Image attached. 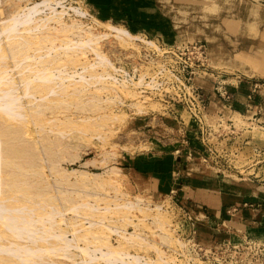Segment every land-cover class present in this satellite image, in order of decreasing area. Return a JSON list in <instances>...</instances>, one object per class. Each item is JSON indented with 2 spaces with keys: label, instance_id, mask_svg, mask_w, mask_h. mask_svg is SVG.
<instances>
[{
  "label": "rangeland",
  "instance_id": "374dc122",
  "mask_svg": "<svg viewBox=\"0 0 264 264\" xmlns=\"http://www.w3.org/2000/svg\"><path fill=\"white\" fill-rule=\"evenodd\" d=\"M44 1L46 0H0V31L2 29L3 32L6 31L2 25H5L6 20H12L9 18H14V14L24 13L27 16L29 10L26 6L30 7L37 2ZM50 1H52L50 5L46 7L42 4L40 12H34L27 24L20 26L22 29H29L27 32H32L31 35L36 32L39 35L41 31H44V34L46 32L48 35H52L53 37L48 38V41L37 40L39 36L35 37V34L32 40L36 44L33 41L23 40L30 45L22 44L21 46V42L16 43L22 40L20 37L14 35L15 41L14 38H11L12 33L10 32L11 42L3 32H0L3 33L0 35V45L1 50L4 51L1 55L5 65L1 63L7 69L5 74L3 72L5 68L2 69L3 71L0 70L4 75L7 74L6 79L1 81L4 83L6 80L5 84L14 82L11 85L14 86L12 94L18 98L17 104L3 106H6V111L5 108H0V138H2L0 140L3 141V144H0L2 146H0L2 155H0V164H2L0 165L2 168L0 174L12 175L10 180L14 179L16 184L20 185L19 189L17 187L16 194H13L15 193L13 189L5 188L6 184L2 186L1 183L0 189H9V194L1 189L8 194L3 202L5 206L39 208L37 213L30 212L28 214V216L32 214L30 217L35 221L34 223L37 225L35 227L42 230L44 225H54L56 234L61 233L63 237L67 236L68 247L73 244L76 248L71 245V248L62 250L59 243L57 244L58 240L48 239V237L46 239L42 235H32L33 239L28 236L23 239L22 236L20 243L34 242L33 245L31 243V246L26 247L27 249L34 247V253L32 250H26L20 244L21 247L19 245L13 247L19 251L17 252L15 249L9 248L12 247L10 244L8 253H3L5 259L18 263L23 261V264H65L60 257L62 253L70 255L71 261L69 260L70 262L66 264H123L120 260L106 262L98 259L97 263L85 261L82 253L77 249L78 246L86 245L85 236L89 234L90 230L84 228L85 225L90 226V221H94V219L103 220L105 218L107 221L110 218L115 226L119 225L127 232H135V236L140 233L138 238L143 236L142 239L135 236L136 239H132L124 231L116 232L113 231L114 229H111L112 231L108 229L101 236L107 238L109 236L110 243L118 245L120 242H124L126 246L122 250L141 257L140 264L149 262L174 264L171 250L178 243L170 242L166 237L160 236L164 234L160 231V227L154 223V216L158 217V212L156 213L157 210L154 208L160 205L162 209L160 212L171 223V226L169 225L171 235L177 238L172 233L173 224L179 222L186 225L180 207L187 206L192 209L195 208V205L190 203L191 199L184 194L183 190H176L177 192L171 194V189L181 188L186 183V179L191 176L198 175L205 178L214 173L220 177L209 179L208 183L221 185L224 189H228L229 194H233L230 190L233 188L232 185H239L244 186L248 191L245 196L246 194L251 195L252 190L253 197L251 198L254 199L256 196L255 200L256 198L264 199V100L262 102L263 110L258 111L257 115L233 114L230 116L229 113L219 111L223 99L216 89L217 82L227 80L231 84L229 86L233 87L235 86L233 84L242 77L237 76L239 72L235 74V61L229 64L228 68L213 62L209 44L203 39L206 23L205 13L222 12L225 14L223 17L234 18L233 14H236L237 9L241 8L246 13L251 8L264 7V0H155V4L163 12L164 17L174 20L172 24L165 21L166 25L149 20L133 21L129 20L130 16L126 18L122 14L119 15V18L121 17L123 20L118 21L117 19L118 22L111 19L102 20V15L100 16L98 9L92 5L90 0ZM62 5H65L67 9V12L63 14V19L68 25H73L76 20L78 24H81V32L85 28L92 29V32L98 35L99 33L109 34L104 37V43L102 41L99 49L102 53L107 54L105 56L108 60L119 69L115 73L118 79L128 81L130 86L109 91V88L106 90L105 87L100 86L101 84L93 82H86L85 85L78 83L76 86L73 84L69 87L66 85L68 81L64 80V86L68 87L65 91L66 87L61 86L63 85L61 82L63 79L60 80L61 74L69 76L74 72H81L83 66L94 62L97 55L86 49H78L79 51L67 52L69 56H66L65 49L70 48L69 45L73 48L74 42L80 39L78 38L79 34L77 35L79 31H75L77 36L74 33H67L69 34L68 38L66 36L61 38L59 37L61 35H57L59 34L57 32L61 30L59 22L53 20L41 24L43 18L49 16V13L51 15L55 8L61 10ZM149 14L151 15V13ZM133 22L139 24V28L156 30L145 31V29L137 28L138 26L134 28ZM43 24L49 25L46 27ZM41 25L46 30L44 28L41 30ZM167 27L172 29L169 31L172 34L168 33L172 40H169L165 34L166 30L168 32ZM174 28L181 31L172 38L171 35H175ZM36 29L41 31H36ZM121 29L129 31L131 36L120 32ZM117 34L123 35L124 40H119L121 37H117ZM69 38L71 42L67 40ZM175 39L177 41L173 42ZM64 40L70 42V44L66 42L67 47L63 44ZM146 40L156 42L158 47L147 43ZM14 44H18V46L20 44L19 48ZM194 44H204L207 54L204 64L197 61L199 56L194 52ZM17 48L22 50V52L20 50L21 54ZM262 56H264V52L257 56L259 62L255 61L254 66L258 67L257 63L262 65L264 62ZM45 58L49 60L47 61ZM42 59H45L46 63H42L41 61H45ZM44 65L51 69L49 71L53 72V79L56 78L57 83L60 81L61 85L59 86L64 89L62 90L56 85V90L50 93L48 98L44 97L47 91L35 92V95L32 91L27 93L30 92L28 90H31V86L26 84L27 78L28 82L29 80L33 81L32 77L35 73L34 79H36L39 76L36 75L39 72H36L40 70L39 74H41ZM190 65L193 66V69ZM99 68L95 71V76L103 70L102 67ZM192 70L194 73H191ZM61 71L69 72V74H64ZM258 73L264 76V71L261 69L258 70ZM3 74L0 76L1 79ZM90 74L91 72H86L88 77ZM174 74L188 79L190 84L199 87L205 95L209 121L204 126L203 132L196 128V122L187 107L173 99L176 92L171 84ZM247 74L248 76L252 75L250 72ZM141 76L145 78V82L142 85L134 86V81H138ZM74 77L76 80L79 79L78 74ZM153 79L158 80L161 86L154 87L153 84L151 86ZM33 83V86L38 84ZM33 86L32 89H34ZM74 86L77 89L80 88V91L75 89V92ZM257 88L264 94V85H259ZM20 104L21 107H19ZM8 111L11 115L17 112L16 117L11 116L7 113ZM115 115L119 117L116 116V118ZM110 118L112 119L110 120ZM113 121L116 122L113 123ZM112 124L117 127L114 128ZM130 136H133L134 141H128ZM202 139L212 142L214 154L204 150ZM165 158L173 160L174 165L171 170L168 168L170 172L167 177V185H158L157 178L146 173L156 165L158 169H167L166 165H162L164 163L162 160ZM204 158H207V161ZM4 159L11 162L9 163L8 160L5 162ZM217 159L219 163L216 164L215 160ZM136 162L137 167H134ZM15 181L12 180V184ZM11 195L16 196L13 198ZM130 201L134 203L139 201L141 209L129 207ZM116 204L118 205L117 209L115 208ZM121 204L127 205L126 207L130 209L125 206L124 208ZM108 207L112 210H109ZM107 210L109 211L106 212ZM124 216L128 218L127 220H131L129 221L131 224L122 220ZM196 218L199 222V219L205 218V215L202 213L199 217L197 213ZM162 219L159 220L162 221ZM137 221V224H133ZM112 222L110 224L114 225ZM75 225L81 229H76ZM211 227L216 233L212 240L224 239L221 243L230 244L229 251L225 259L222 260L223 264H264V231L258 234L249 232L245 235H240V233L239 235H233V233H224L223 235L219 231L218 224ZM198 229L199 241L211 243L210 236L202 234L201 228ZM185 230L189 233L187 227ZM82 236L84 240H81ZM1 240L2 243H9L3 238ZM250 240L253 242H249ZM218 243L206 246L219 248ZM232 245H239V249L231 247ZM48 249L53 250V256L47 255L45 251ZM29 255L32 257L29 258ZM219 256H222V253ZM127 262L136 264L132 260ZM139 263L137 262V264Z\"/></svg>",
  "mask_w": 264,
  "mask_h": 264
},
{
  "label": "crops",
  "instance_id": "0c3cea01",
  "mask_svg": "<svg viewBox=\"0 0 264 264\" xmlns=\"http://www.w3.org/2000/svg\"><path fill=\"white\" fill-rule=\"evenodd\" d=\"M90 1L98 9L100 16L102 15V20H123L121 17L119 18V15L121 16L122 14L126 18L130 16L129 20H149L161 25L165 21H169L171 24L174 21L172 18L164 17L163 12L155 4V0ZM250 10L244 13V10L239 8L236 14H233L235 15L234 18L228 16L223 17L225 14L222 12L205 13L206 23L203 31V39L209 44L213 62L228 68L230 67L229 64L235 61V74L239 72L237 76L242 77L238 79L235 86L230 87L233 93V100L231 102L222 100V104L219 106V111L229 113L230 116L233 114L242 116H248L250 114L257 115L258 111L261 112L263 110V91L258 90L259 88L255 90L254 87L264 85V76L258 73L260 69L264 71V62L262 65L257 63L258 67L254 66L253 63L255 61L259 62L257 56L261 52H264V7H254ZM145 12H149L151 15L148 13V16ZM132 24L134 28L137 26L139 28V24H135V22ZM150 27L152 26L150 25ZM146 30L156 29L147 28ZM170 30L172 29L168 28V32L166 30L165 34L169 40H172L169 37ZM173 30H175L173 31L175 35H171L172 38L176 37L181 31L175 28ZM176 41L175 39L173 42ZM249 72L252 75L248 76L247 73ZM165 159L162 160L164 162L162 165H166L167 169H158L156 165L155 168L146 173L156 177L158 185H167L168 173L174 165L173 160L172 162L168 158ZM134 167H137V162L134 164ZM216 176L217 178L220 177V175L214 173L205 178L198 175L191 176V178L186 179V183L181 187L184 194L191 199L190 203L197 208L199 217L202 213L205 215V218L199 219L198 227L201 228L202 234L210 236L211 239H208L211 240V243L203 242V244L213 245L224 240H212L216 234L211 227L212 225L218 224L220 227L219 231L223 235L224 233H233V235H239L240 233V235H245L249 232H255L257 234L263 232L264 203H261V201H264V199L260 200V198H256L255 200L256 196H254V199L251 198L253 197L252 190L251 195L246 194L245 196V193L248 191L244 186L239 185H232L233 188L230 190H232L233 194L230 193V195L227 192L228 189H224L221 185L208 183L209 179L216 178ZM202 184L204 186H201ZM222 190H226V192Z\"/></svg>",
  "mask_w": 264,
  "mask_h": 264
},
{
  "label": "bare ground",
  "instance_id": "6f19581e",
  "mask_svg": "<svg viewBox=\"0 0 264 264\" xmlns=\"http://www.w3.org/2000/svg\"><path fill=\"white\" fill-rule=\"evenodd\" d=\"M52 3V1H50V0H46V1H44V2H42V3H36L35 5H33V6H30V7H28V6H26L27 7V9L29 10L28 12L29 13H27L28 15L26 16L24 13L23 14H19V15H15L14 14V18H9V19H12V20H4L5 22V25H2V26H4V30H6L5 32H3V29H2V31H0V32H3L4 33V35L7 37V38H9L10 39V41L12 42V39L14 38V35H16V37H20V40L21 41H19V42H16V43H20L21 42V46H22V44L24 45V44H27L26 42H24L25 40L26 41H28V42H30V41H33L32 39H34V35L37 33H35L34 35L32 34L31 35V33H28L27 31H29V29L27 30V28H24V29H22V27L20 28V26L21 25H25V24H27V22H28V20H30L29 18H30V16L34 13V12H37V11H39L40 10V6L43 4V5H46V7H47V5H50ZM60 3H61V1H60ZM1 4V3H0ZM52 8V7H51ZM62 9L61 10H57V8H55V10H53V12H52V14L50 15V13L48 14L49 16H47V17H45V19L43 18L42 20H43V22H41V24L42 23H47L48 21H57V22H59L61 25V30L60 31H56L57 33H59V34H57V35H61V36H59V37H64V36H66L67 38H68V36H69V34H67V33H74V35H76L75 33L77 32V31H79L78 33H77V35L79 34V36H78V38H80L78 41H76V42H74L73 40H72V43L74 42V45L73 44H71V45H73L74 47L73 48H71L72 46H70L69 45V47L70 48H66L65 49V53H67V52H70V51H75V50H78V49H86L87 51L89 50V51H92V52H94L95 53V55H97V58H95V61L94 62H90V64L88 63V66H83V70L81 71V72H77V73H75L74 72V74L72 73V74H70L69 76L68 75H66V76H62L63 74H61V76H60V80H61V78L63 79V80H61V82H63V85H61V82H60V84H59V82L57 83V81L55 80L56 78H55V76H54V78L55 79H53V77H52V73L53 72H50L49 70H51V69H49V68H47V66L46 65H44L43 66V68L41 69V74H39L40 73V70L39 71H37V70H33V71H37L36 73H38V74H36V75H39L36 79H38V80H40V81H38V80H36V79H34L35 77V73L33 74V77H32V79H33V81L31 80H29V82H28V78H27V82H26V84H28V86H31V90H28V89H26V90H28V91H30V92H27V93H31V91H32V93H33V95H35V92L37 93V92H39V91H43V92H45V91H47V94H45L44 95V97L45 98H48V96H49V94L50 93H52V92H54V90H56V85H61V86H63V88L64 87H66L65 88V91H66V89H68V87L67 86H69V87H71L73 84H75V86L78 84V83H80V85L81 84H84V83H90V82H93L94 84H101L100 86L101 87H105L106 88V90H107V88H109V91L110 90H112V89H115V90H117L116 88H120L121 89V87H128V86H130V84L128 83V81H126V80H119L118 79V77H117V75L115 74V73H117L118 72V68H117V66L115 65V64H113L112 62H110L109 60H108V58L106 57L107 56V54H104V53H102L101 51H100V49H99V45L102 43V41H103V39H104V37L106 36H108L109 34L108 33H105V34H101V33H99V35L98 34H95V33H93L92 32V29L91 30H87V29H83V31L81 32V30H80V27H81V24H78L77 22H76V20H75V22L73 23V25H68L67 23H66V21H65V19H63V14L65 13V12H67V9H66V6L65 5H62V7H61ZM52 9H54V8H52ZM40 12V11H39ZM38 12V13H39ZM19 13V12H18ZM13 14V13H12ZM35 14H37V13H35ZM12 16V15H11ZM13 17V16H12ZM8 19V18H7ZM8 21V22H7ZM7 22V23H6ZM56 22V23H57ZM80 22V21H79ZM43 25H45V24H43ZM49 25V24H48ZM48 25H45L46 27H48ZM38 24H37V28H38ZM41 27V30H43V28H44V30H46L45 29V27L43 26V28H42V25L40 26ZM59 28V29H60ZM76 28H78V29H76ZM41 30H38V29H36V31H41ZM58 30V29H57ZM76 31V32H75ZM8 32V34L11 32L12 34H11V38L9 37L10 36V34L7 36L6 35V33ZM44 32V31H43ZM42 31H41V34H39V35H35V37L37 36H39L38 38H37V40L38 39H40V40H42V42H43V40H44V42H46V41H48L49 39L48 38H50L51 36H50V34L48 35V33H46L45 32V34L43 33ZM120 32H122V33H125L126 35H130L129 34V31H127L126 29H121L120 30ZM3 33H0V35H2ZM34 33V32H33ZM56 35V36H57ZM76 35V36H77ZM117 37H121V39H119V40H124L123 39V35H121V34H117L116 35ZM131 36V35H130ZM53 37V36H52ZM9 39H8V41H9ZM52 39V38H51ZM50 39V40H51ZM74 39V38H73ZM13 40H15L16 41V39L14 38ZM18 40V39H17ZM24 40V41H23ZM46 40V41H45ZM53 40V39H52ZM67 40H69L70 41V38L69 39H67ZM36 41V40H35ZM65 41V43H63V44H65V47H67V45H66V42H67V44H70V42L69 41H66V40H64ZM22 42H24V43H22ZM34 42V41H33ZM69 42V43H68ZM125 42H127V41H125ZM146 42L147 43H149V44H151V45H154V46H157L158 47V45L156 44V42H153V41H147L146 40ZM32 43V42H31ZM35 43V42H34ZM103 43H104V41H103ZM36 44V43H35ZM14 45H17L18 46V44H14ZM27 45H30V43H28ZM39 45V44H38ZM19 46H20V44H19ZM19 46H18V48H19ZM17 48V49H18ZM24 48V47H23ZM52 48V47H51ZM61 49V48H60ZM0 50H1V45H0ZM19 50V52H20V50L21 49H18ZM24 50V49H23ZM49 50V49H48ZM79 51V50H78ZM2 52V53H1ZM3 52L4 51H0V67H2L3 65H5V63H3ZM18 52V53H19ZM21 52H22V50H21ZM21 52H20V54H21ZM2 54V55H1ZM5 54V53H4ZM19 55V54H18ZM17 55V56H18ZM66 56H69V54L67 53V54H65ZM106 55V56H105ZM16 56V55H15ZM80 56V55H79ZM19 57V56H18ZM76 57V56H75ZM5 58V57H4ZM20 58V57H19ZM26 58V57H25ZM24 58V59H25ZM45 59H47V61L49 60L48 58H45ZM45 59H42V60H45ZM55 59V58H54ZM61 59V58H60ZM74 60V59H73ZM41 61V60H40ZM59 61V60H58ZM63 61V60H62ZM61 61V62H62ZM66 61V60H65ZM67 61H69L68 59H67ZM3 63V65H2V63ZM5 62V61H4ZM23 62V61H22ZM42 63H46V60L43 62V61H41ZM78 62V61H77ZM87 65V64H86ZM18 66V65H17ZM33 66V65H32ZM31 66V68L33 69V67ZM22 67H23V64H22ZM98 67H100L99 69H101V67L103 68V70H101V73H100V71H99V74L97 75V76H95V71H97V68ZM119 67V66H118ZM5 67L3 66V68H0V70H2V69H4ZM21 68V67H20ZM46 68H47V70H46ZM35 69V68H34ZM112 70V72H111V70ZM7 69L5 68V70L3 71L4 72V74L6 73L5 71H6ZM60 71V70H59ZM87 71H89V72H91V74H90V77H88L87 75H86V72ZM103 71V72H102ZM62 72V71H61ZM0 73H1V71H0ZM62 73H64V74H66L65 72H62ZM98 73V72H97ZM96 73V74H97ZM1 74H3V73H1ZM0 74V76H2ZM3 74V77H2V79L0 78V88H2V86H3V89H1L0 90V108H2L4 105H13V104H17V102H18V98L17 97H15V95H13L12 94V90H13V87L14 86H11L13 83H10L9 82V80H8V82L9 83H6L5 84V82H7L6 80H4V83H3V81H1V80H3L5 77H6V75H4ZM51 74V75H50ZM67 74H69V72L67 73ZM78 74V77H79V79L78 80H76L75 78L76 77H74V75L76 76ZM72 75V76H71ZM121 76V75H120ZM122 77V76H121ZM6 79V78H5ZM30 79V78H29ZM129 79V78H128ZM36 80V82H34ZM64 80H67L68 82L66 83V85L67 86H64L65 84H64ZM11 81V80H10ZM38 81V82H37ZM12 82V81H11ZM34 82V83H33ZM56 82V83H55ZM143 82H145V78L143 77V76H141L140 77V79L138 80V81H134V83H133V85L134 86H138V85H142L143 84ZM32 83L33 84H35V83H38V84H36V86L34 85H32ZM53 83H54V85H53ZM93 83H92V85H93ZM150 84V83H149ZM85 85V84H84ZM103 85V86H102ZM151 86H152V84H150ZM32 86L34 87V89H32ZM55 88H54V87ZM61 86H59V88L61 89L62 87ZM74 86V88H73V90L75 91V89L76 90H79V89H77V87H75ZM83 86V85H82ZM90 86V85H89ZM99 86V85H98ZM85 87V86H84ZM101 87H98V88H101ZM26 88V87H25ZM62 88V90H64ZM60 89H58V90H60ZM34 90V91H33ZM38 90V91H37ZM82 90V89H81ZM99 90H101V89H99ZM103 90H104V88H103ZM102 90V91H103ZM127 90V89H126ZM80 91V90H79ZM113 91V90H112ZM134 91V90H133ZM76 92V91H75ZM128 92V91H127ZM26 93V94H27ZM78 93V92H77ZM117 93V92H116ZM133 93V92H132ZM28 95V94H27ZM32 95V96H33ZM29 96H31V95H29ZM115 96V95H114ZM53 97V96H52ZM109 97H111V96H109ZM113 98V97H112ZM121 102V101H120ZM20 103V102H19ZM18 103V104H19ZM22 104V103H21ZM21 104H20V106L19 107H21ZM18 106V105H17ZM6 107V106H5ZM5 107H3V108H5ZM1 110V109H0ZM5 111H6V108H5ZM7 113H9L10 115H11V113L8 111ZM17 112H14V113H12V115L11 116H15V115H17L16 114ZM2 114H4V113H2ZM8 114V115H9ZM6 115V114H5ZM108 116V115H107ZM116 116H118V115H115V117ZM126 116V115H125ZM10 117V116H9ZM16 117V116H15ZM112 117V116H111ZM119 117V116H118ZM2 118V117H1ZM117 118V117H116ZM3 119V118H2ZM9 119V118H8ZM112 118H110V120H111ZM114 119V118H113ZM114 122H116V121H113V123ZM119 122H121V121H119ZM117 123H118V120H117ZM121 124V123H120ZM83 126V125H82ZM112 126L114 127L115 125L114 124H112ZM111 126V127H112ZM117 127V126H116ZM116 127H114V128H116ZM110 129V128H109ZM80 130V129H79ZM112 130V129H111ZM81 131V130H80ZM1 136V135H0ZM0 139H2V138H0ZM1 141V140H0ZM128 141H134V138H133V136H130L129 138H128ZM3 141H1V143L0 144H3L2 143ZM1 146V145H0ZM2 147V146H1ZM3 151V150H2ZM4 154H5V152H4ZM4 154H3V156H4ZM1 155V154H0ZM2 156V155H1ZM6 158V157H5ZM9 158V157H8ZM3 159V158H2ZM8 159H6V161H7ZM4 161H5V159H4ZM5 161V162H6ZM105 161V160H104ZM8 162H9V160H8ZM7 162V163H8ZM11 162V161H10ZM9 162V163H10ZM101 162V161H100ZM1 163V162H0ZM13 163V162H12ZM3 164H4V162H3ZM0 165H2V164H0ZM5 165H6V163H5ZM0 169H2V168H0ZM4 170V169H3ZM74 170V169H73ZM4 172V171H3ZM7 174V173H6ZM10 174V173H9ZM110 174V173H109ZM8 175V174H7ZM5 176V175H1L0 174V185H1V183H2V186L4 185L5 186V184H6V187L5 188H9L10 190H12L13 189V191L15 192V193H13V191H12V193L13 194H16L17 193V190L19 189V187H20V185L18 186L17 184H16V181L14 180V179H11L10 180V176H12V175H10V176ZM9 177V178H8ZM13 178V177H12ZM83 180H85L84 178H82ZM81 179V180H82ZM15 181V183L14 184H12V182L11 181ZM7 181H9V182H11V183H8ZM18 182V181H17ZM8 183V184H7ZM103 183V182H102ZM102 185V184H101ZM104 186V185H103ZM17 187H18V189H17ZM1 189H3V188H1ZM0 189V264H23L24 262L22 261H20L19 263L18 262H16V261H9L8 259H5L4 257L5 256H3V253L4 254H6V253H8V250H9V248H13L14 247V245H23V247L24 248H26L28 245L29 246H31L30 244L32 243V245L34 244V242H30L29 241V244H28V241H27V243H26V241L24 242L25 244H23V243H20L19 241H21L22 240V236H23V239H25L24 237L25 236H28V238L29 237H31V239H33L32 237L34 236V235H37V236H39V235H42L43 236V238H46V237H48V239H52V238H54V239H56V241L58 240V242H57V244L58 245H60L61 247H62V250L65 248V249H69V247L71 248V245H72V247L74 246L73 244H70L69 245V247H68V240H67V236H65L64 235V237H63V235L60 233V234H56L55 232H54V229H55V226L54 225H44V227H43V229L41 230H39V229H37L36 227H35V221H33L32 220V218L30 217V216H32V214L31 215H29L28 216V214L30 213V212H35V213H37L38 212V210H39V208H34V207H30V206H21V207H15V208H13V207H8V206H5L4 205V200H6V195H8L9 193H8V190H5V189H3V190H5V192L6 193H8V194H6L3 190H1ZM21 190V189H20ZM19 194V193H18ZM13 198H15L14 196H16V195H11ZM11 196H10V198H11ZM30 196V195H29ZM9 198V199H10ZM121 199V198H120ZM119 200V199H118ZM119 202V201H118ZM127 203V202H126ZM75 204V203H74ZM130 206L129 207H132V208H140L141 209V207H140V204H139V201H138V203H134V202H132V201H130ZM12 205V204H11ZM52 205V204H51ZM118 205L120 206V204L118 203ZM117 204H116V209H117V206H118ZM14 206V205H13ZM121 206H127V205H123V204H121ZM54 207V206H53ZM82 207V206H81ZM110 207V206H109ZM108 207V208H109ZM122 207V208H123ZM124 207V208H125ZM128 207V208H129ZM10 208V209H9ZM80 208V207H79ZM87 208V207H86ZM99 208V207H98ZM97 208V209H98ZM114 208V209H115ZM119 208V207H118ZM127 208V207H126ZM127 208V209H128ZM164 208V207H163ZM75 209V208H74ZM113 209V210H114ZM130 209V208H129ZM139 209V210H140ZM153 209V208H152ZM154 209H156L157 211H156V213L158 212V217H160V218H158L157 216H154L153 218L155 219V224L158 226V227H160V231H162L163 232V236L162 235H160L161 237H166L168 240H170V242H176V243H178L179 245H182V241L181 240H177V238H174L173 237V235H171V229H169V225L171 224L170 223V221H168L167 220V217L164 215V214H162L161 212V207H160V205L159 206H157V208H154ZM85 210V209H84ZM109 210H112V208H109ZM109 210H107L106 212H108ZM161 211V212H160ZM164 211H166V210H164ZM34 213V214H35ZM113 213V212H112ZM104 214V213H103ZM126 217H127V215H125ZM124 216V217H125ZM95 217V216H94ZM123 217V218H124ZM125 217V218H126ZM102 218V217H101ZM120 218V217H119ZM122 218V220L124 221H131V220H127L128 218H124L123 219ZM163 218V219H162ZM110 219V218H109ZM107 220L106 221V219L104 218L103 220L101 219V220H95L94 219V221H90V223H89V225L90 226H84V228H86L87 230H90V232H89V234L87 235L86 234V236H85V240L83 239V236L81 237V240H84V242L86 243V245L84 246H78L77 247V249H79V251L82 253V255H83V257H84V260L85 261H92V263H97L98 262V259H102V260H104V261H108V262H113V261H115V260H117V261H119L120 260V262H122L123 264L125 263V264H128L129 262H127V261H134V262H136V264H137V262L139 263V262H141V257H139L138 255H133V254H128V253H126V252H124V250H122V249H124L125 248V246H126V244L124 245V242H120L118 245H115L114 243H110L109 242V240H108V238H109V236H108V238L106 237V236H104V237H102L101 235H103L104 234V232H105V230L107 231L108 229H114L113 231H116V232H121V231H124V233L125 234H127V235H129L130 237H132V239H136V238H134V236H135V232L134 233H131V232H127V230H125V229H123V227L121 228L119 225H116L115 226V223L114 222H112L111 221V219L110 220ZM159 219H162V221L161 220H159ZM47 220V219H46ZM118 221V220H117ZM113 223L114 225H111L110 223ZM122 222V221H121ZM125 222V223H126ZM54 223V222H53ZM123 223V222H122ZM138 223V221L137 222H135V223H133V224H137ZM27 224V225H26ZM76 224V223H75ZM124 224V223H123ZM122 224V225H123ZM129 224H131V222H129ZM128 224V225H129ZM23 225V226H22ZM26 225V226H25ZM37 226V225H36ZM76 227V229H78L79 228V226L78 225H75ZM77 226H78V228H77ZM171 226V225H170ZM30 228V229H29ZM74 228V227H73ZM10 229H12L13 231L11 232V231H9ZM81 229V228H80ZM80 229H78V230H80ZM162 229V230H161ZM56 230V229H55ZM85 230V229H84ZM173 230V229H172ZM74 231H75V229H74ZM112 231V230H111ZM170 231V232H169ZM78 232V231H77ZM77 232H76V234H77ZM81 232V231H80ZM73 233H75V232H73ZM87 233V232H86ZM173 233V232H172ZM124 234V235H125ZM160 234V233H159ZM33 235V236H32ZM138 235H140V233L139 234H137L135 237H137ZM142 238H143V236H141ZM140 237V238H141ZM4 239L6 242H9V243H2L1 241V239ZM27 238V239H28ZM128 238V237H127ZM138 238V237H137ZM140 238H138V239H140ZM141 238V239H142ZM26 239V240H27ZM35 239V238H34ZM47 239V238H46ZM79 239H80V237H79ZM164 239V238H163ZM3 240V241H4ZM44 240V239H43ZM166 240V239H165ZM164 240V241H165ZM40 241V240H39ZM77 242V241H76ZM168 242V241H167ZM2 243V244H1ZM10 244H11V246L12 247H9L10 246ZM77 244V243H76ZM88 244H90V245H88ZM91 244H92V246H91ZM19 245V246H20ZM79 245V244H78ZM130 245H131V243H130ZM18 246V247H19ZM20 246V247H21ZM9 247V248H8ZM23 247H22V249H23ZM75 247V246H74ZM124 247V248H123ZM17 248V247H16ZM49 248V247H48ZM76 248V247H75ZM74 248V249H75ZM13 249H15V248H13ZM16 250V249H15ZM24 250V249H23ZM26 250H28V251H33V253H34V251H35V249H34V247H33V249L32 248H29L28 247V249L26 248ZM26 250H24L25 252H26ZM17 251V250H16ZM15 251V252H16ZM40 251H42V252H44L45 250H40ZM6 252V253H5ZM17 252H19V251H17ZM16 252V253H17ZM46 253H47V255L48 256H50V255H52V254H54V252H53V250L52 249H48V251H45ZM10 253V252H9ZM30 253V252H29ZM167 254V253H166ZM10 255V254H9ZM26 255H28V254H26ZM32 255H34V254H32ZM76 255V254H75ZM172 255V257H173V259H174V264H184V262H180V263H177V260H176V258L173 256V254H171ZM170 255V256H171ZM53 256V255H52ZM29 258L30 257H32L31 255H29L28 256ZM60 257L64 260V263L66 264L67 262L69 263L70 261H71V258H70V255L69 254H60ZM69 257V258H68ZM73 257V256H72ZM14 258V257H13ZM28 258V259H29ZM23 259V258H22ZM171 259V258H170ZM70 260V261H69ZM25 261V260H24ZM26 261H28L27 259H26ZM59 261H62L61 259H59ZM73 261V260H72ZM147 261V260H146ZM171 261H172V259H171ZM58 262V261H57ZM133 262V263H134ZM26 263V262H25ZM53 263V262H52ZM61 263H63V262H61ZM172 263V262H171ZM140 264V263H139ZM148 264H156V263H153V262H149Z\"/></svg>",
  "mask_w": 264,
  "mask_h": 264
},
{
  "label": "built area",
  "instance_id": "2783aa9c",
  "mask_svg": "<svg viewBox=\"0 0 264 264\" xmlns=\"http://www.w3.org/2000/svg\"><path fill=\"white\" fill-rule=\"evenodd\" d=\"M193 49H195L194 52H196L199 56L197 61L200 64H204L207 58L204 44H194ZM190 67L193 69L192 65H190ZM191 73H194V71L192 70ZM152 81L153 82L151 84H153L154 87L160 85L158 80L153 79ZM171 84L176 91L173 99L177 102L183 103L187 107L188 111L191 114V117L196 122V128L199 129V131L201 129V131L203 132L204 126H206V123L209 121L208 104L205 95L201 92L199 87L190 84L188 79H186L185 77L183 78L179 74H174V80H172ZM229 84L230 83L227 82V80H220L217 82L216 86L220 97L226 102H231L233 100V93L230 90ZM254 89L256 90L257 86H255ZM157 90H159L158 87ZM202 142L205 147L204 150L209 152L210 154H214V145L212 146V142H206L204 139H202ZM255 150H257L256 147ZM190 155H192L191 152ZM204 160L207 161V158H204ZM215 163H219L218 159L215 160ZM176 190H181V188L176 187L174 189H171L170 193L173 194L177 192ZM261 203H264V201H262ZM180 209L182 210L186 225L178 222L173 224L172 226L173 233L177 236V239L182 241V245L176 244L172 247L171 250L173 256L177 260V263L184 262V264H223L222 260L225 259L226 254L229 251L230 244L219 242L218 246L220 247L213 248L201 243L198 239L199 222L196 218V214L198 213L197 208L191 209L187 206H181ZM186 227L189 229V233L186 232ZM249 242H253V240H250ZM231 247H234L237 250L239 249V245H232ZM221 253L222 256H219Z\"/></svg>",
  "mask_w": 264,
  "mask_h": 264
}]
</instances>
